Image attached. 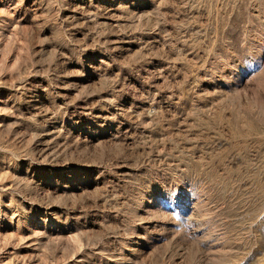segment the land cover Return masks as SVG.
<instances>
[{"label":"rangeland","instance_id":"374dc122","mask_svg":"<svg viewBox=\"0 0 264 264\" xmlns=\"http://www.w3.org/2000/svg\"><path fill=\"white\" fill-rule=\"evenodd\" d=\"M0 264H264V0H0Z\"/></svg>","mask_w":264,"mask_h":264},{"label":"snow or ice","instance_id":"6c2138e0","mask_svg":"<svg viewBox=\"0 0 264 264\" xmlns=\"http://www.w3.org/2000/svg\"><path fill=\"white\" fill-rule=\"evenodd\" d=\"M177 196H179V193L177 192Z\"/></svg>","mask_w":264,"mask_h":264}]
</instances>
